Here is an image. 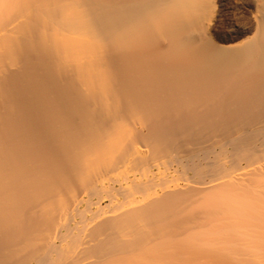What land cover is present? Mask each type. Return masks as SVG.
<instances>
[{
  "label": "bare ground",
  "instance_id": "obj_1",
  "mask_svg": "<svg viewBox=\"0 0 264 264\" xmlns=\"http://www.w3.org/2000/svg\"><path fill=\"white\" fill-rule=\"evenodd\" d=\"M0 264H264V0H0Z\"/></svg>",
  "mask_w": 264,
  "mask_h": 264
},
{
  "label": "rangeland",
  "instance_id": "obj_2",
  "mask_svg": "<svg viewBox=\"0 0 264 264\" xmlns=\"http://www.w3.org/2000/svg\"><path fill=\"white\" fill-rule=\"evenodd\" d=\"M84 199H86V200H87V199H88V197H87V196H85V198H84ZM120 199H121V198H120ZM93 200H94V201H98V198H97V197H96V198H95V197H93V198H92V201H93ZM94 201H93V202H94ZM86 203H87V202H85V204H83V205H82V206H83V207H81L82 209H84V208L86 207V206H85V205H86ZM84 206H85V207H84ZM92 206H93V207H92ZM90 208H91V209H89V210H86L87 214H89V213H90V214H93V213L97 212V211H98V209H99V205H98V204H96V202H95V203H94V205L92 204ZM105 210H106V211H108V210H109V208H108V207H106V208H105ZM88 211H89V212H88ZM91 211H92V212H91ZM90 214H89V215H90ZM75 220H76V221H79V220H80L79 216H78V217L76 216V219H75ZM76 221H75V222H76Z\"/></svg>",
  "mask_w": 264,
  "mask_h": 264
}]
</instances>
